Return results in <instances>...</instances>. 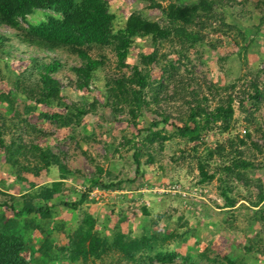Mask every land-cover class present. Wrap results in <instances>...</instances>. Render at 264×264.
I'll use <instances>...</instances> for the list:
<instances>
[{"label":"rangeland","instance_id":"1","mask_svg":"<svg viewBox=\"0 0 264 264\" xmlns=\"http://www.w3.org/2000/svg\"><path fill=\"white\" fill-rule=\"evenodd\" d=\"M105 1L115 34L132 14L172 29L165 10L198 3ZM205 1L212 15L187 28L194 39L135 37L124 66L115 45L82 56L30 43L34 27L63 18L52 9L0 24V229L23 238L28 264H264V0ZM54 59L59 91L42 105ZM89 59L102 68L88 84L74 69ZM229 105L228 122L208 123ZM195 112L190 142L178 127ZM27 205L49 212L19 214ZM144 238L134 257L119 249Z\"/></svg>","mask_w":264,"mask_h":264},{"label":"trees","instance_id":"2","mask_svg":"<svg viewBox=\"0 0 264 264\" xmlns=\"http://www.w3.org/2000/svg\"><path fill=\"white\" fill-rule=\"evenodd\" d=\"M36 9H52L60 13L63 18L58 19L52 17L47 23H43L39 27H34V33L25 34L30 43L36 45L44 41V47L49 52L60 44L71 46L82 56L86 55V46L115 45L122 66L126 65L133 38L139 36L152 37L153 39H167L172 33H177L192 40L194 38H192L187 28L194 25L195 21L201 18L202 14L212 15L211 6L205 0H198V3L196 2L185 6L173 4L168 10H165L167 20L173 26L172 29L164 28L159 22L148 20L141 15L132 14L127 21L126 27L120 33L115 34L113 30L114 15L111 13L109 5L105 0H0V24L16 25L18 18H24ZM178 25L181 26V30L176 28ZM41 38L43 39L41 40ZM7 40L8 38L0 35V48L4 47ZM55 59L52 66L49 64L45 65V67L47 66L46 71L41 74V83L44 87L43 96L38 100V103L42 105L51 104L59 91L57 81L53 78V73L59 71L61 65L60 61ZM101 64L100 62L89 59L85 62L84 66L75 68L74 70L79 76L85 78L86 83L89 84L102 68ZM141 81L142 79L140 77L135 81H130L131 84H138L140 86V90H131L132 94L137 96L139 105L142 104V99L139 94L145 89V85ZM116 84L120 87H126V83L123 80L116 81ZM19 86L20 83L17 84L18 88ZM18 88L16 90H19L21 87ZM232 115L233 108L231 105L228 108L220 107L214 114L207 113L208 123L211 116L215 120L224 119L228 122L232 118ZM199 117L200 114L195 112L192 114L189 122L178 127L180 135L187 137L190 142L196 141L200 137ZM241 142L244 143V140ZM257 148L260 149V147ZM224 149L225 147H220L216 151H210L209 156L213 158L217 153L220 154L222 151H225ZM234 167L248 169L251 167V164L246 161H238L234 162ZM62 169L64 170V168ZM225 169L228 172L233 171V168L230 167H226ZM200 172L204 181L213 179V176H210L202 165ZM111 185L115 186L114 184ZM58 186V182L53 185L54 192L58 190ZM103 187L106 188L107 186L105 185ZM49 195H51L50 192ZM226 200L228 201L229 207H234V201L228 197H226ZM66 205H70L72 208L78 206L77 204ZM48 212L46 208L27 205L19 214L26 213L30 215ZM130 246L133 252L123 244H120L119 249L129 257H134L137 252H141L148 244L146 238H144L142 240H136ZM24 247L25 243L21 236L8 234L0 229V264H28L22 255ZM78 257H75V259H78Z\"/></svg>","mask_w":264,"mask_h":264}]
</instances>
